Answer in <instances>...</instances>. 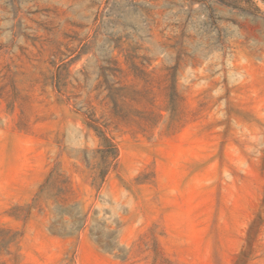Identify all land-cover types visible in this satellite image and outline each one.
Returning <instances> with one entry per match:
<instances>
[{
  "label": "rangeland",
  "instance_id": "374dc122",
  "mask_svg": "<svg viewBox=\"0 0 264 264\" xmlns=\"http://www.w3.org/2000/svg\"><path fill=\"white\" fill-rule=\"evenodd\" d=\"M0 0V264H264V0Z\"/></svg>",
  "mask_w": 264,
  "mask_h": 264
},
{
  "label": "trees",
  "instance_id": "16d2710c",
  "mask_svg": "<svg viewBox=\"0 0 264 264\" xmlns=\"http://www.w3.org/2000/svg\"><path fill=\"white\" fill-rule=\"evenodd\" d=\"M218 1L227 2V3L233 4V5H237L238 3H240L243 0H218ZM247 1L252 2L251 0H247Z\"/></svg>",
  "mask_w": 264,
  "mask_h": 264
}]
</instances>
